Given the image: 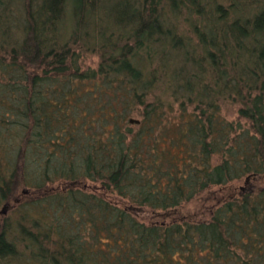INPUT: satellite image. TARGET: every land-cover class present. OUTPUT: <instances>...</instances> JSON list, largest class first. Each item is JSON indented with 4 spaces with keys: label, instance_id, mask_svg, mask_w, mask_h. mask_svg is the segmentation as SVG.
<instances>
[{
    "label": "trees",
    "instance_id": "trees-1",
    "mask_svg": "<svg viewBox=\"0 0 264 264\" xmlns=\"http://www.w3.org/2000/svg\"><path fill=\"white\" fill-rule=\"evenodd\" d=\"M226 1L0 0V262L264 264V0Z\"/></svg>",
    "mask_w": 264,
    "mask_h": 264
},
{
    "label": "rangeland",
    "instance_id": "rangeland-1",
    "mask_svg": "<svg viewBox=\"0 0 264 264\" xmlns=\"http://www.w3.org/2000/svg\"><path fill=\"white\" fill-rule=\"evenodd\" d=\"M218 1L221 2L223 6H226L227 4L226 0H218ZM241 1H243L244 3L248 2V0H241ZM82 56L83 58L80 60V64L82 68L94 69L96 67L98 59L95 55L85 54ZM221 115H223L227 121H231L234 118V115H232L230 110L228 111L223 110L221 112ZM130 119H134V116H132V118ZM234 185L236 188L239 186L244 188V185L242 182H238ZM207 193L208 191L200 195H197L191 201L180 206L176 211L177 214L180 216H185L187 218L189 217L196 218L198 220L206 218L205 212H206V208L208 207V204L204 201V198L206 197ZM9 208H10L9 205L4 206L3 204L0 203V217L5 218L7 221H10L12 222V224H14V222L18 220V216L16 213L13 214ZM138 218L146 220L147 214L143 212H139ZM13 263L14 262H11L10 264H13ZM0 264H4V261H1Z\"/></svg>",
    "mask_w": 264,
    "mask_h": 264
},
{
    "label": "water",
    "instance_id": "water-1",
    "mask_svg": "<svg viewBox=\"0 0 264 264\" xmlns=\"http://www.w3.org/2000/svg\"><path fill=\"white\" fill-rule=\"evenodd\" d=\"M129 123H130V124H137V121L134 120V119H129Z\"/></svg>",
    "mask_w": 264,
    "mask_h": 264
}]
</instances>
